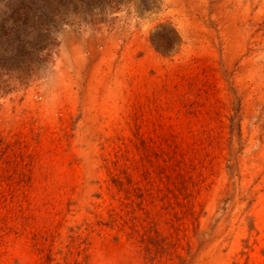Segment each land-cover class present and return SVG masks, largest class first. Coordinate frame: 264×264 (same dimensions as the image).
I'll return each instance as SVG.
<instances>
[{"label": "rangeland", "instance_id": "rangeland-1", "mask_svg": "<svg viewBox=\"0 0 264 264\" xmlns=\"http://www.w3.org/2000/svg\"><path fill=\"white\" fill-rule=\"evenodd\" d=\"M205 262L264 264V0H0V264Z\"/></svg>", "mask_w": 264, "mask_h": 264}, {"label": "bare ground", "instance_id": "bare-ground-1", "mask_svg": "<svg viewBox=\"0 0 264 264\" xmlns=\"http://www.w3.org/2000/svg\"><path fill=\"white\" fill-rule=\"evenodd\" d=\"M252 29V28H251ZM231 45V44H230ZM76 50H77V48H76ZM235 50V49H234ZM78 53V52H77ZM247 56V55H246ZM252 67V66H251ZM212 261V260H211ZM204 264V263H203ZM205 264H206V262H205ZM208 264V263H207ZM209 264H212L211 262L209 263Z\"/></svg>", "mask_w": 264, "mask_h": 264}]
</instances>
